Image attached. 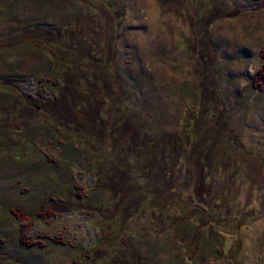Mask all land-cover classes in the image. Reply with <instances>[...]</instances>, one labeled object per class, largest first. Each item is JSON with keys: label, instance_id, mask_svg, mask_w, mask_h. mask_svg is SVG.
I'll list each match as a JSON object with an SVG mask.
<instances>
[{"label": "rangeland", "instance_id": "rangeland-1", "mask_svg": "<svg viewBox=\"0 0 264 264\" xmlns=\"http://www.w3.org/2000/svg\"><path fill=\"white\" fill-rule=\"evenodd\" d=\"M263 46L264 0H0V264H264Z\"/></svg>", "mask_w": 264, "mask_h": 264}, {"label": "trees", "instance_id": "trees-1", "mask_svg": "<svg viewBox=\"0 0 264 264\" xmlns=\"http://www.w3.org/2000/svg\"><path fill=\"white\" fill-rule=\"evenodd\" d=\"M260 56L264 59V46L260 48ZM261 68H263V70L262 71L260 70V75L262 76L261 78H263L264 77V66L263 67L261 66ZM262 73H263V75H262ZM254 78H257L256 75L254 76ZM135 131L137 132V134H138L139 137H140V134L143 133V132L145 133L146 137H147V135L149 133L146 130H141V129H138V128ZM159 142L160 141H156V140L155 141H152L149 138V143L156 150L154 153L147 146L145 147V148H147V150H144V149L141 148V145H138L139 148H137V150L139 149L140 150V153H142L141 157L143 158V163L140 162L141 159L138 156H137V159L136 158H133L132 161L128 160L129 161L128 162V165H127L126 161L122 162V164L120 163V165L117 164V162H115L116 163V165H115L116 171L113 172L114 175L115 176L118 175L119 177H121L122 181L125 180L129 185H131V186H129V188L130 187L136 188V191L134 192V196L135 197L132 196L133 205L130 206V208L132 210V211L130 210L132 212V215H133V212H135L136 209L138 210L140 207H142L141 203H144L145 200H146V198L150 199L149 206H151L150 203L151 204L154 203L157 206L155 208H157L158 210H161V209L167 207L170 204V202H171L170 201L171 200L170 199V194H171L172 197L175 196V195H173L174 193L173 194L171 193V192H173V190L171 189L172 187L171 188L168 187L169 188L168 191L164 192V190H166V189L162 185L160 187V189H162L161 191H163V192H161V191H158L157 192V185H158L157 182H154L153 180L148 179L147 176H146V175H148L153 170V169L151 170L152 164L155 163V161H156V159H155L156 158V155L158 157L159 153L161 152L160 148L157 149V146L158 147L160 146L161 148L163 147V145L162 144H159ZM162 142L164 144V141H162ZM140 143H142V142H140ZM204 143L206 144V140L203 139L202 142H201V144H198L197 147L195 146V151L193 152V150H192V160H194L193 161L194 163L195 162L198 163V161L201 160V158H200V152L199 151L202 149L201 148V145H204ZM192 144L194 145V143H192ZM195 144H197V143H195ZM173 145H175V144H172L171 146H173ZM154 146H156V148ZM172 149L175 150L174 153H176V152L179 151V150H177V146H174L173 148H171V150ZM158 150H160V151H158ZM208 151H210L209 153L211 154V156L213 155L214 152H216L215 150H212V148H211V146H210L209 143L207 144L206 150H202L203 156L206 155V153ZM155 153H157V154H155ZM115 158H119V155L117 154L115 156ZM229 158H231V157H229ZM109 159H110V160H108L109 161V164H110V162H111V164H113L114 162L112 163L111 157H109ZM183 160H184V158L182 159V162L180 164H183ZM232 161L233 160H230L229 163L232 162ZM139 163H140V165H138ZM184 165H185V163H184ZM225 165H226V163L224 165H222V166L225 167ZM139 166H141V168H143V171H144L143 173L142 172H139L140 171L139 170L140 169ZM232 166H235V165L232 163V165L229 166V167H231L230 172L231 173H235L237 167L232 168ZM145 169H149L150 172L148 170L145 171ZM180 169L183 170V167H181V165H180ZM129 177H130V180H127V178H129ZM162 180H163V178H162ZM164 193L166 194V197L163 195ZM139 194H142L143 195V197L141 198V201H139L137 199V197H138ZM136 199L138 200L139 203L137 201L135 202ZM181 208H182V203L180 205V210H181ZM12 213L16 216L19 224L22 226V222L24 220V215L25 214L23 212H21V211L20 212L12 211ZM1 240H2V238H0V241ZM220 250L221 251L224 250V248H223L222 245L220 247ZM227 253L228 254H231L229 250H227ZM199 262L200 263H196V264H213L215 261H210L209 260L206 263L203 260H200Z\"/></svg>", "mask_w": 264, "mask_h": 264}, {"label": "bare ground", "instance_id": "bare-ground-1", "mask_svg": "<svg viewBox=\"0 0 264 264\" xmlns=\"http://www.w3.org/2000/svg\"><path fill=\"white\" fill-rule=\"evenodd\" d=\"M261 67V66H260ZM264 78V77H263Z\"/></svg>", "mask_w": 264, "mask_h": 264}]
</instances>
